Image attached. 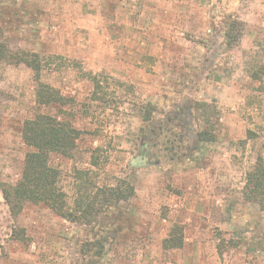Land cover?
<instances>
[{
	"label": "rangeland",
	"instance_id": "1",
	"mask_svg": "<svg viewBox=\"0 0 264 264\" xmlns=\"http://www.w3.org/2000/svg\"><path fill=\"white\" fill-rule=\"evenodd\" d=\"M230 20L243 24L232 48ZM0 43L38 54L40 81L75 102L77 149L50 159L68 205L77 170L135 190L93 227L43 205L13 218L0 192V264H264V204L242 195L264 158V0H0ZM86 74L100 79L97 101ZM35 90L28 68L0 65V184L22 171L23 122L55 113L36 107ZM210 125L214 140L200 142ZM174 227L182 247L165 249ZM89 239L101 257L85 255Z\"/></svg>",
	"mask_w": 264,
	"mask_h": 264
},
{
	"label": "trees",
	"instance_id": "2",
	"mask_svg": "<svg viewBox=\"0 0 264 264\" xmlns=\"http://www.w3.org/2000/svg\"><path fill=\"white\" fill-rule=\"evenodd\" d=\"M243 24L236 20H230L226 24L225 41L227 47L237 45ZM23 65L32 73L36 83L34 103L36 107L55 110L54 114H35L32 118L23 122L20 135L22 143L27 147L23 168L19 179L13 185L0 184L2 198L13 218L19 216L26 204L43 205L54 215L62 220L79 225L94 226L99 216L113 208L116 204L127 202L135 196L134 187L127 180L116 178L113 185L99 187L95 181L98 176L97 162L92 166L96 169L77 170L74 172V200L72 206L68 205L66 194L59 185L60 172L54 167L50 159L56 155L71 159L78 146L82 135L74 127L73 115L67 111L72 108L74 100L64 97L60 92L40 81L42 61L38 54L24 50H12L7 45L0 43V65ZM264 74L263 67L259 71ZM93 84L92 100H99L101 93L100 79L91 74L85 75ZM264 76V75H262ZM122 86V84H121ZM3 94L0 92V121ZM197 109L207 113L211 109L206 103L197 104ZM152 108L145 106L144 121H148L152 115ZM213 115L206 114L210 119ZM212 126L202 129L198 133L200 142H212L214 140ZM243 199L248 203L264 204V158L258 157L252 169L246 174L242 189ZM17 240H23L22 232L16 234ZM183 244L182 231L172 228L168 239L164 241L165 249H180ZM85 255L91 258L102 256L103 244L96 239L84 242ZM218 254L221 256L222 247L218 245Z\"/></svg>",
	"mask_w": 264,
	"mask_h": 264
}]
</instances>
